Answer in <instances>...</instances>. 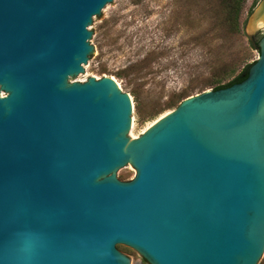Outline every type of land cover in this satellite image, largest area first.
<instances>
[{
	"label": "water",
	"instance_id": "1",
	"mask_svg": "<svg viewBox=\"0 0 264 264\" xmlns=\"http://www.w3.org/2000/svg\"><path fill=\"white\" fill-rule=\"evenodd\" d=\"M111 1L0 0V264H258L264 35L243 81L131 138V95L78 75Z\"/></svg>",
	"mask_w": 264,
	"mask_h": 264
},
{
	"label": "rangeland",
	"instance_id": "2",
	"mask_svg": "<svg viewBox=\"0 0 264 264\" xmlns=\"http://www.w3.org/2000/svg\"><path fill=\"white\" fill-rule=\"evenodd\" d=\"M259 1H245L243 34L231 36L212 19L209 0H112L87 26L94 32L95 53L78 75H111L118 81L133 102L127 135L137 137L178 99L212 89L213 75L227 74L226 82L257 60L248 42L264 35V26L246 32ZM133 174L130 166L116 172L120 180Z\"/></svg>",
	"mask_w": 264,
	"mask_h": 264
},
{
	"label": "trees",
	"instance_id": "3",
	"mask_svg": "<svg viewBox=\"0 0 264 264\" xmlns=\"http://www.w3.org/2000/svg\"><path fill=\"white\" fill-rule=\"evenodd\" d=\"M246 0H209L210 3V13H212V19L214 22L220 26L226 34L231 36H238L239 34H243L242 26H241V16L243 12V6ZM263 37V35H257L254 38H250L248 45L251 49H256L259 52L258 42ZM256 39V40H254ZM254 63V62H253ZM249 66L244 67L239 73L233 76L230 80L223 82L224 77L213 75L214 79L212 90L219 89L222 87L230 86L234 83H239L243 81L247 75ZM134 101L137 103L138 98L135 93H133ZM182 98L176 101V105L180 103ZM175 103L172 102L171 105ZM260 264H264V260L260 262Z\"/></svg>",
	"mask_w": 264,
	"mask_h": 264
},
{
	"label": "bare ground",
	"instance_id": "4",
	"mask_svg": "<svg viewBox=\"0 0 264 264\" xmlns=\"http://www.w3.org/2000/svg\"><path fill=\"white\" fill-rule=\"evenodd\" d=\"M113 78H114V77H113ZM117 83H118V81H117ZM118 84H119V83H118ZM119 85H120V84H119ZM168 112H169V111H167V112L161 114V116L158 117L156 120H154V121L151 123V125H152L154 122H156L159 118H161L162 116H164L165 114H167ZM133 125H134V124H132V128H133ZM151 125H149V126H151ZM149 126H148V127H149ZM148 127H147V128H148ZM147 128H146V129H147ZM146 129H145V130H146ZM131 135H132V138L135 137V135L133 134V132H131Z\"/></svg>",
	"mask_w": 264,
	"mask_h": 264
}]
</instances>
